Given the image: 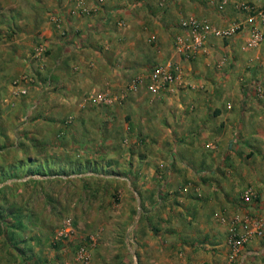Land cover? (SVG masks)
Masks as SVG:
<instances>
[{
  "label": "rangeland",
  "instance_id": "374dc122",
  "mask_svg": "<svg viewBox=\"0 0 264 264\" xmlns=\"http://www.w3.org/2000/svg\"><path fill=\"white\" fill-rule=\"evenodd\" d=\"M75 3L0 0V264H188L193 213L178 208V197L190 191L177 194L172 165L160 169L169 153L157 155L166 161L154 160L159 168H147L156 141L141 127L143 105L133 97L143 90L127 82L113 107L89 103L85 109L92 113L98 103L102 113L98 120L89 113L93 122L79 105L80 115L64 117L67 108L56 104L64 94V45L73 53L85 47L67 40L64 10ZM73 67L75 85L81 67ZM34 94L42 103L30 100ZM21 101L35 106L18 111ZM48 159L56 163L45 173L39 167ZM62 165L68 173L56 175ZM231 208L220 207V223Z\"/></svg>",
  "mask_w": 264,
  "mask_h": 264
},
{
  "label": "crops",
  "instance_id": "0c3cea01",
  "mask_svg": "<svg viewBox=\"0 0 264 264\" xmlns=\"http://www.w3.org/2000/svg\"><path fill=\"white\" fill-rule=\"evenodd\" d=\"M86 1L92 9L89 15L81 13L76 3L64 10V25L70 34L67 40L85 47L73 53L64 45V86H60L64 94H56V104L67 108L64 117L68 112L80 115L75 108L79 105L88 120L92 121L90 114L98 120L102 114L99 104L92 113L85 106L99 102L100 94L123 98L129 78L147 75L154 65L174 61L180 78L167 90L153 93L141 87L142 95H133L135 102L143 105L141 127L155 135V149L148 151L145 162L151 165L148 169L159 168L152 166L153 161L166 162L157 155L169 153V161L160 169L172 165L177 194H184V188L190 191L178 197L184 203L178 208L186 205L193 213L194 226L187 231L191 238L186 247L188 264H228V224L218 221L220 207L232 206L230 216L245 208L264 217V95L257 89L258 84L264 89V38L258 46L244 48L251 30L258 29L264 37L260 15L264 0H229L232 3L223 10L219 8L221 0ZM234 2L255 5L256 9L246 11L234 7ZM70 10L73 13L68 14ZM192 15L220 27L244 20L247 31L228 40L213 37L206 52L187 59L176 51L175 37L181 31V20ZM75 63L81 69L74 85L70 75ZM39 98L42 103L40 94L30 100ZM21 102L18 111L31 105ZM115 102L102 103L113 107ZM100 128L94 127L98 135ZM160 129L162 136L156 134ZM148 186L154 188L153 183ZM248 186L254 187L258 196L245 207L241 195ZM254 250L262 252L244 257ZM232 264H264V237L251 240Z\"/></svg>",
  "mask_w": 264,
  "mask_h": 264
},
{
  "label": "built area",
  "instance_id": "2783aa9c",
  "mask_svg": "<svg viewBox=\"0 0 264 264\" xmlns=\"http://www.w3.org/2000/svg\"><path fill=\"white\" fill-rule=\"evenodd\" d=\"M232 3V2H231ZM229 0H221L219 8L225 9L231 4ZM234 7L244 9L246 11H253L256 9L255 5L247 3L234 2ZM76 5L83 14L90 13L92 9L88 6L86 0H77ZM96 9V8H95ZM264 21V10L260 13ZM181 31L175 37L176 51L187 59L195 58L199 54L208 50L209 41L215 38L230 39L237 33H245L247 31L246 21L236 20L230 25L220 27L211 21L197 16H188L180 22ZM263 34L258 29L251 30V38L244 46L245 49L249 47H256L263 41ZM42 45L36 52V55H41L44 51ZM180 78L178 66L172 60L156 65L147 75H136L130 82L129 87L132 90H139L141 87H146L148 91L159 93L165 91L169 86ZM258 93L264 95V89L261 84L257 85ZM23 92H27L23 90ZM99 95L98 101L104 103H113L119 97ZM257 191L254 187L248 186L242 192L241 201L243 204H252L257 199ZM245 206V205H244ZM223 222L228 224V242L231 247L229 256V263L234 262V258L239 255L242 249L254 238L264 237V217L250 214L245 208H241L233 215H223ZM261 250L249 251L246 256L259 255Z\"/></svg>",
  "mask_w": 264,
  "mask_h": 264
},
{
  "label": "trees",
  "instance_id": "16d2710c",
  "mask_svg": "<svg viewBox=\"0 0 264 264\" xmlns=\"http://www.w3.org/2000/svg\"><path fill=\"white\" fill-rule=\"evenodd\" d=\"M53 162L56 163L54 160L48 159V162H42L39 168L42 170V172L44 171L46 173V172H48L47 169H50V168H52L54 166ZM26 164H28V163H26ZM29 164L32 165L31 163H29ZM31 170H32V172H34V167L33 166L31 167ZM61 170H62V173H55V174L59 175V176L60 175L63 176L64 175V170H65L66 174L68 173V170L64 168V165L61 166ZM73 171L75 172L76 169H73ZM7 178H10V177H7ZM0 219H3V215L1 213H0Z\"/></svg>",
  "mask_w": 264,
  "mask_h": 264
}]
</instances>
